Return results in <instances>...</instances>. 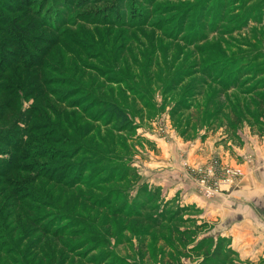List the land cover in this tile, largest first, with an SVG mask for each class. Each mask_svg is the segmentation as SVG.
Returning <instances> with one entry per match:
<instances>
[{
  "label": "rangeland",
  "instance_id": "rangeland-1",
  "mask_svg": "<svg viewBox=\"0 0 264 264\" xmlns=\"http://www.w3.org/2000/svg\"><path fill=\"white\" fill-rule=\"evenodd\" d=\"M0 46V70L7 69L0 82L9 83L0 96L9 104L0 109V264H40L38 254L47 264L45 253L52 262L69 263L79 251L94 263L128 264L142 235L134 237L118 221L116 232L100 224L117 205L111 202L115 195L131 202L137 188L112 182L134 158V152L117 149L112 133L131 152L149 145L145 131L213 146L226 140L218 131L232 130L228 119L197 117L195 123L194 109L183 108L186 97L202 89L198 98H206L215 86L204 84L220 75L230 80L234 67L244 69L236 75L251 93L243 96L248 103L256 91L264 93V0H0ZM178 99L180 125L178 114L172 115ZM117 105L131 120L122 134L105 126ZM239 129L242 138L232 135L240 147L233 161L245 160L257 179L236 207L242 218L219 214L204 221L192 204L166 207L160 197L151 204L142 200L137 209L174 219L164 222V230L151 231L146 264H199L202 256L182 251L170 232L182 219L196 240L212 236L209 248L220 242L227 264H264V115H246L232 132ZM147 185L150 194L154 188L160 194V186ZM217 193L200 192L208 199ZM94 199L107 209L94 207ZM232 224L233 235L220 233ZM172 253L176 258L167 261Z\"/></svg>",
  "mask_w": 264,
  "mask_h": 264
},
{
  "label": "trees",
  "instance_id": "trees-1",
  "mask_svg": "<svg viewBox=\"0 0 264 264\" xmlns=\"http://www.w3.org/2000/svg\"><path fill=\"white\" fill-rule=\"evenodd\" d=\"M8 30L10 34L14 36H18L17 35L18 33L16 32L17 31L16 28L10 26ZM21 34L26 35L24 32H22ZM3 42L8 43L9 39L8 41L3 40ZM2 49L3 47L0 46V50ZM9 67H11V64ZM15 67L18 68L17 66ZM1 71L2 70H0L1 75L4 76L5 73L7 72V69H4L2 72ZM238 72H240L241 74L242 72H244V69L241 71L236 69V67L230 69L227 75H230L232 77L230 78V80L227 78L228 81L226 82L222 81L223 79H222V76L220 75V77L215 78L213 82L205 83L204 87H208L209 85H214L215 89L212 90V93H207L206 98L202 99L201 101L198 98V94L199 93L201 95L203 94L202 89L195 91L196 93H194L195 95L193 96V98L186 97L189 101L188 103L184 104L183 108L184 107L188 108L191 106L190 108L194 109L193 111L194 113H190V115L192 116V119L193 121H195V123L198 122L197 117H199L200 118L199 120L201 121L203 118L205 119L212 118V122L214 123L215 121L225 122L226 120H223V117H226L228 119L226 121L227 123L226 126L229 129H235V127L237 126V123L241 121L243 117H246V115H250L251 117H254L257 115H264V93H258L260 91H256V93L253 95L252 102L248 103V97H243V96L244 95L246 96V94L249 95L251 93H248L247 90H244L242 88V83H240V74L236 75V73ZM7 76L9 77V79L14 80L13 73H9ZM3 82L2 83L0 82V96H3L1 95V92L3 91L5 92L6 89L8 88L7 85H9V83H7L5 80ZM100 100L103 102H108L105 99H100ZM113 102L114 101L112 100V105L114 104L116 105V103H113ZM180 102L181 100L178 99L177 102L174 104V106L180 105ZM5 105H9V104H7L6 101L4 100L1 101L0 109H2L1 107ZM117 106H118V108L116 109L117 111L110 113L109 117H107L108 120L107 122H105V126H111V129L114 132L122 134L124 130L122 127L125 126L124 124L126 125L129 124L131 120L129 119L128 113L126 114L122 107H120L119 105ZM123 111L126 116H124L121 119L120 116H122ZM172 111H173L172 112L173 116L175 114H178L177 121L179 122V125H180L181 120H182L181 119V115H182L181 108H177L175 106L174 108H172ZM246 112H249L250 114H247ZM103 116L101 115V117ZM68 117L71 118V120H73L74 114L68 115ZM97 118L98 119L95 120V122H99L101 120V119L99 120V117ZM88 120L90 121V119ZM116 121H123V122L119 126L113 125ZM74 124H75V120H74ZM80 124L82 125L83 122L80 121ZM90 129L91 128L86 129L85 132L87 133ZM127 131H129V129ZM86 136L87 135H85V137ZM95 138L98 140L101 139V138H98L97 136H95ZM122 138L123 137L119 135H115V133H112L111 141L113 144L117 146L118 150L124 151L125 149H127V152H129V154H133V152L135 151L134 148H132V152H131L130 150L131 148L128 149V148H123V146H121V144H124L122 143ZM126 142H127V145L129 146L130 143L129 141H127V139H126ZM129 164H126V167L123 170V173L118 178L112 179V182H115L118 185L121 184V185L137 186L135 190V194L133 196L134 197L133 201L129 202V200H126L127 197L125 198V197H121L120 195H115L114 199H111V202L117 203V205H115L113 208L110 209V212L107 217H103L101 219L100 224L107 227L108 229H111V231L116 232V229L114 227L115 225L113 222L118 221V223H122V229L128 230L129 233L132 232L134 237L135 235L137 236V234H141L142 237L138 240L139 242L138 243L135 242L136 245L133 246V254L128 255L130 256V259H127V260L129 261L128 264H146L144 262L145 254L146 253L149 254V252H151L152 244H151V240L149 239V235L151 231L152 230L154 231L157 229L164 230L165 229L163 227V225L165 224L164 222L168 221L170 223L174 219L173 217H170L171 215L169 216L170 220H166V218L157 219L149 212L150 209L139 210L135 206L137 204H142V200L146 203L151 204L153 199L160 197L161 200L163 201V204L166 207H170L176 204V200L175 199L164 200L163 194L161 195V188H159L160 189L159 195L156 194L155 188L151 190L152 193L150 194L151 187L147 185V182L143 180L141 176L139 175V173H137L136 170L132 167L130 160H129ZM87 201L89 202L91 201V199H86V202ZM92 202L94 203L93 204L94 207H97L99 209H102V208L107 209V206H104V204H102L101 201L94 199ZM130 204H132V207H130ZM158 212L159 213L161 212V208H159ZM184 221L185 219L184 220L182 219L180 221V224H176V223L172 224L170 228L171 234H174L175 236L179 237V241H181L182 243V251L183 250L185 251L187 249L188 251H192L195 257L202 256V259L200 260L199 264H227L228 263L226 260V254L223 251L224 250L223 245L220 242L214 243L213 248H209V246L213 244L212 236H209V238H207L208 240L203 239V241L206 244H204L202 240H196L195 239L196 233L190 227L182 226V223ZM201 225H205V224L201 223ZM79 228H76L75 231H72V232H75L74 238H76L79 235V232H80ZM224 238L225 237H221V239H224ZM171 240L174 242V239H171ZM119 241L120 240H117V242ZM126 241H127L126 243H128L132 240L127 238ZM187 243L191 244V246L184 248L187 245ZM80 254H84V253H81L79 251L78 253H76L75 257L70 258L69 263H68L69 259L52 262V259H50V256H48L47 253L43 254V256H45L44 258L47 259V264H99L98 263L99 261L97 263H94V257L86 258L85 255H80ZM168 256L169 257H167V261L172 262L173 258H176L173 253H172V256L171 255H168ZM36 259H38L37 261L40 264L42 263V258L41 259L39 258V254L36 257Z\"/></svg>",
  "mask_w": 264,
  "mask_h": 264
},
{
  "label": "crops",
  "instance_id": "crops-1",
  "mask_svg": "<svg viewBox=\"0 0 264 264\" xmlns=\"http://www.w3.org/2000/svg\"><path fill=\"white\" fill-rule=\"evenodd\" d=\"M145 130V129H144ZM216 131L211 129L210 132ZM228 130L218 131V138H226L216 145L210 146L200 143L198 140L183 139L181 134L174 135L171 139L162 136L158 138L155 134L145 131L149 145L138 148L134 151V158L130 163L149 185L160 186L162 194L166 199L173 200L180 204H192L199 209L198 217L204 221L216 218V215L226 218H242L236 211L240 201H243L252 193L251 185H257L256 175L253 173L245 160L233 161L232 156L235 149H240L232 143L238 134L243 136V130L232 132ZM211 135L208 133V137ZM206 141V140H205ZM220 158L223 162L238 166L241 175L230 187H223L214 197L208 199L200 194L197 186L196 175L182 165L185 160L188 165L201 164L210 158ZM140 166V169L138 165ZM140 170V171H139ZM236 225H230L227 231L221 230V234L235 233Z\"/></svg>",
  "mask_w": 264,
  "mask_h": 264
},
{
  "label": "built area",
  "instance_id": "built-area-1",
  "mask_svg": "<svg viewBox=\"0 0 264 264\" xmlns=\"http://www.w3.org/2000/svg\"><path fill=\"white\" fill-rule=\"evenodd\" d=\"M183 165L196 175L198 189L206 197L217 193L223 187H230L241 175L238 166L221 163L215 158L194 166H189L184 160Z\"/></svg>",
  "mask_w": 264,
  "mask_h": 264
}]
</instances>
